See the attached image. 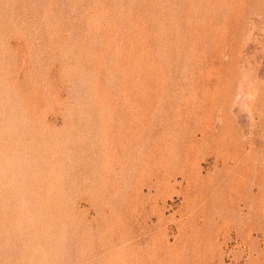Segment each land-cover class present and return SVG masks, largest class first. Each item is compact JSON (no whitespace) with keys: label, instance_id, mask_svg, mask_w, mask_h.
I'll use <instances>...</instances> for the list:
<instances>
[{"label":"rangeland","instance_id":"374dc122","mask_svg":"<svg viewBox=\"0 0 264 264\" xmlns=\"http://www.w3.org/2000/svg\"><path fill=\"white\" fill-rule=\"evenodd\" d=\"M0 264H264V0H0Z\"/></svg>","mask_w":264,"mask_h":264},{"label":"bare ground","instance_id":"6f19581e","mask_svg":"<svg viewBox=\"0 0 264 264\" xmlns=\"http://www.w3.org/2000/svg\"><path fill=\"white\" fill-rule=\"evenodd\" d=\"M115 33V32H114Z\"/></svg>","mask_w":264,"mask_h":264}]
</instances>
